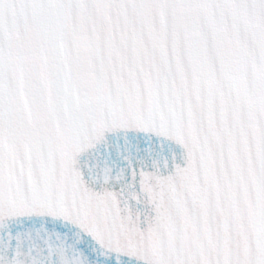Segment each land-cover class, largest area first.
Wrapping results in <instances>:
<instances>
[{"label":"snow or ice","instance_id":"obj_1","mask_svg":"<svg viewBox=\"0 0 264 264\" xmlns=\"http://www.w3.org/2000/svg\"><path fill=\"white\" fill-rule=\"evenodd\" d=\"M0 264H264V0H0Z\"/></svg>","mask_w":264,"mask_h":264}]
</instances>
